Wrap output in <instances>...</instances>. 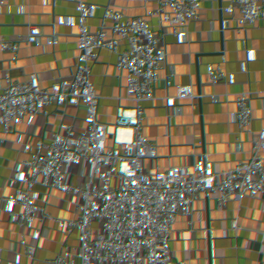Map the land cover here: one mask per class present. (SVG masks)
<instances>
[{
    "label": "crops",
    "instance_id": "obj_1",
    "mask_svg": "<svg viewBox=\"0 0 264 264\" xmlns=\"http://www.w3.org/2000/svg\"><path fill=\"white\" fill-rule=\"evenodd\" d=\"M127 3L132 4V0H43L40 14L41 21L61 23L63 28L62 33L58 29L39 32L38 47L55 51L48 56L51 63L64 62L74 47L80 46L97 66L103 62L108 44L122 42L128 81L150 70L157 72L152 91L123 93L120 97L99 79L85 76L79 83L95 122H78L68 135L80 139L87 148L103 149L120 166L124 183L113 229L102 234L100 263L216 264L229 256L230 264H264V221L255 215L236 238L232 215L227 211V204L237 194L235 158L222 153L200 158L196 143H183L192 122H211L214 110L226 103V99L218 98L217 87L231 68L225 59L219 70L211 69V56L226 58L228 44L235 40L231 27L264 37V0H159L139 11L130 25L122 23L115 29L114 24L122 20L120 8ZM22 8L23 3L17 0H0V15L12 22L20 21ZM141 27L147 30V40L136 39V29ZM212 29L218 31L214 51L196 43ZM174 38L185 47L189 68L171 78L165 69ZM8 45L12 52L17 43L11 40ZM241 48L248 50V43L243 42ZM49 91L50 85L44 84L39 97L46 132L56 137L45 153L49 161H54L66 130L62 128V109L48 104ZM165 91H169L168 98ZM27 92L26 86L11 85L8 75L0 71V220L26 213L34 202L37 159L18 152L34 148L35 142L32 134L22 130V121L10 117V107L26 106ZM138 104L144 110L141 119L156 123L159 130L156 149L147 156L143 172L132 167L125 155L119 158L115 147L108 146L115 141L114 133L99 131L100 124L117 120L122 112L132 115ZM131 117L134 122L138 119L136 115ZM232 145L236 148L237 142ZM6 169L14 170V174H6ZM83 178L84 173H79V181ZM206 181L213 183L212 189L205 187ZM75 192L73 183L61 180L50 196L49 209L58 227L57 249L66 264H74L76 242L93 237L85 226L84 204L76 201ZM167 196L179 198L191 212L170 215ZM137 217H149L151 228L137 229ZM201 223L209 228L211 244L210 256L203 261L196 258L192 248L194 228ZM128 229L133 230L132 236L127 235ZM43 246L42 237L7 236L0 244V264L17 263L20 254L37 263L43 256Z\"/></svg>",
    "mask_w": 264,
    "mask_h": 264
},
{
    "label": "built area",
    "instance_id": "obj_2",
    "mask_svg": "<svg viewBox=\"0 0 264 264\" xmlns=\"http://www.w3.org/2000/svg\"><path fill=\"white\" fill-rule=\"evenodd\" d=\"M17 1L23 3L19 22H12L0 15V40H6L0 43V71L8 75L11 85L28 88L26 106L10 107V117L20 119L22 130L33 135L35 147L20 149L18 153L37 159L36 187L29 211L14 213L9 219L0 220V244L10 235L42 237L43 256L37 263H33L31 257L20 254L18 262L11 264H66L65 256L57 249L58 227L49 209L50 196L56 190L57 182L64 180L76 186L75 199L84 204L85 226L93 234L89 240L76 242L74 264L81 261L101 264L102 234L113 229L114 215L124 196V183L120 166L113 163L103 149L87 148L80 139L68 135L72 125L78 122H95L79 83L85 76L90 80L99 79L103 86H112L116 96L120 97L123 93L152 91L157 72L150 70L137 75L135 81H128L122 42L108 44L103 62L97 66L80 46L74 47L64 62H49L48 56L55 51L47 52L38 47V35L40 31L51 29H58L62 33L61 23L41 21L43 0ZM158 1L132 0V4L121 6L122 20L114 24L115 29L121 28L122 23L130 25L139 11ZM261 12L264 15V10ZM231 32L235 40L228 44L226 58L213 54L209 60L213 70L223 67L225 59L231 68L229 75L223 77L217 87L218 98L226 99V103L214 110L211 122H192L183 143H196V154L200 158L213 157L217 153H222L226 158H235L237 194L227 204V211L232 215L236 238H240L241 232L250 226L255 215L264 221V37L235 26L231 27ZM217 36L218 31L212 29L202 38H197L196 43L207 45L214 51ZM136 39L147 40L145 27L136 29ZM11 40L17 43L12 52L8 45ZM243 42L248 43V50L241 48ZM188 68L185 47L177 39H171L166 74L174 78L176 73L185 72ZM44 84L50 85L48 104L63 111L62 128L66 130L54 161H49L45 155L56 137L46 132L43 120L39 92ZM232 86L235 87L234 91L231 90ZM168 94L169 91H165V95ZM143 114V107L138 104L132 113L138 117L136 122L131 114L122 112L117 120L99 125V131L103 134H115V141L108 146L117 149L119 158L122 155L128 157L138 172L144 171L147 156L156 149L159 140L157 124L142 120ZM233 141L237 142L236 148L232 145ZM5 172L14 174L12 169ZM81 172L84 178L79 181ZM212 184L211 181L204 183L208 190L212 189ZM166 208L170 215L191 212L190 206L170 196L166 197ZM136 228H151L149 217H137ZM208 232V226L203 223L196 225L193 231L192 248L199 261L210 256ZM127 235L132 236L133 230L128 229ZM216 264H230V257L225 256Z\"/></svg>",
    "mask_w": 264,
    "mask_h": 264
},
{
    "label": "water",
    "instance_id": "obj_3",
    "mask_svg": "<svg viewBox=\"0 0 264 264\" xmlns=\"http://www.w3.org/2000/svg\"><path fill=\"white\" fill-rule=\"evenodd\" d=\"M224 31H225V32L227 31L226 26H224Z\"/></svg>",
    "mask_w": 264,
    "mask_h": 264
},
{
    "label": "bare ground",
    "instance_id": "obj_4",
    "mask_svg": "<svg viewBox=\"0 0 264 264\" xmlns=\"http://www.w3.org/2000/svg\"><path fill=\"white\" fill-rule=\"evenodd\" d=\"M82 262H85V261H82Z\"/></svg>",
    "mask_w": 264,
    "mask_h": 264
}]
</instances>
